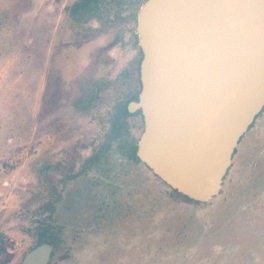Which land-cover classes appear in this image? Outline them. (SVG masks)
Returning a JSON list of instances; mask_svg holds the SVG:
<instances>
[{"label": "rangeland", "instance_id": "rangeland-1", "mask_svg": "<svg viewBox=\"0 0 264 264\" xmlns=\"http://www.w3.org/2000/svg\"><path fill=\"white\" fill-rule=\"evenodd\" d=\"M80 1L0 0V264H21L41 223L63 230L53 264H264L260 122L207 205L113 159L69 179L140 88L139 0H102L91 18L72 14ZM129 123L139 137L142 116Z\"/></svg>", "mask_w": 264, "mask_h": 264}, {"label": "water", "instance_id": "water-1", "mask_svg": "<svg viewBox=\"0 0 264 264\" xmlns=\"http://www.w3.org/2000/svg\"><path fill=\"white\" fill-rule=\"evenodd\" d=\"M138 157L172 189L209 202L264 108V0H147L136 18ZM42 244L22 264H48Z\"/></svg>", "mask_w": 264, "mask_h": 264}, {"label": "flooded vegetation", "instance_id": "flooded-vegetation-1", "mask_svg": "<svg viewBox=\"0 0 264 264\" xmlns=\"http://www.w3.org/2000/svg\"><path fill=\"white\" fill-rule=\"evenodd\" d=\"M137 44H138V41H137ZM139 52L141 53L140 48H139ZM139 61H140V63L137 66V71L135 72V74H132V78H131V80L133 82L137 81L139 83L140 88H139L138 92H134V93L130 94L125 100L118 102V103H125L126 112L128 114V116L124 119V126L121 129V133L123 134V136L120 139L114 140L112 142L110 148H107V149H104L103 148V150H100V148H102L103 145H104V143L108 140V136L110 135V133L112 131V123H111L112 114H111V117L109 118L110 119L109 120V129H108L107 134L104 137L103 142L99 143V145L95 149L92 150V154L83 160V163L81 165V169L77 173H74L73 175L69 176V179L77 178L78 177L77 175L80 174V173H82V172L88 173L89 171H91L93 169L101 168V167L107 165L110 162V160L113 159L115 161H120L119 164H121V165L122 164H126V163H132V164H135V165H143L144 167H146L151 172V174L158 181H160L161 184H163L164 186H166L167 189H169L170 192H168L167 195L170 196V197H173V193H174L175 195L180 196L181 198H184L186 200V203H192V204H195V205H207V204L211 203L216 197H218L221 194L222 188L224 186L225 178L227 177L228 173L230 172V170H231V168L233 166L235 155L237 154L240 146L243 144V142L248 137V135L250 134V132L255 128V126L259 122L262 123L261 124V127L264 129V108H263L262 112L253 121V123L251 124V126L249 127V129L246 131V133L240 139V141L238 143V146L236 147L235 152H234V154L232 156V163H231L230 169H229L228 173L226 174V176L224 178V181L222 183L221 189L219 190V193L212 200H210L209 202L195 201V200L190 199V198L184 196L183 194L177 192L176 190L172 189L169 185H167L160 178H158L152 172V170L149 169L140 160V158L138 157V154H137V152H138V143H139V140H140V138H141L144 130H143L142 134L139 137H136L133 134V132L131 131L129 119L132 116H136V115L142 116V112L141 111H138L136 113H130V112H128V106H129V104L131 102L137 101L139 99V95H140V92H141V89H142L141 80H140V64H141V61L142 60H139ZM135 95H137V99H134L133 98ZM112 113H114V110H113ZM142 120H143V123H144L143 116H142ZM144 129H145V124H144ZM125 139L127 140V142H126ZM122 140H125V141L122 142ZM131 143H133L137 147V149H136V156L139 159V162H137L135 159L131 158L130 155H129V153H128V146H130ZM100 151H102V153H101L102 155L100 157L96 158L93 161L88 160L96 152H100ZM153 184L155 185L154 182H153ZM47 206H49V210H50V212H52V213H50V215H52V216H50V218L51 219H53L54 217L56 218L57 216H55V215H57V214H56V211L55 210H56V208L58 209L59 202H57V200L53 199L52 201H48V203L46 205V208H47ZM53 223H55V222H53ZM41 224H44V223H41ZM46 225L52 227L51 230H53L54 232H56V234L59 237V242L58 243H54V242L53 243L43 242V243L40 244V245H42V244H48V245H50L52 247V254H51V257H50V260H49V263L48 264H53L54 258L56 257L57 252L61 248L60 247V244L63 243V241H64L63 240V235H62L63 234V230H62V227L60 225H59V228H57V226H55V224H52V226L50 224H46ZM40 245H38V246H40ZM38 246H36V247H38ZM36 247L31 248L30 251L33 250ZM25 256H24V258H25ZM24 258H23V260H24ZM23 260H22V262H23ZM22 262H21V264H22Z\"/></svg>", "mask_w": 264, "mask_h": 264}, {"label": "trees", "instance_id": "trees-1", "mask_svg": "<svg viewBox=\"0 0 264 264\" xmlns=\"http://www.w3.org/2000/svg\"><path fill=\"white\" fill-rule=\"evenodd\" d=\"M102 0H82L80 2L75 3L72 7H71V11L73 15H82L84 17H96L97 15V11L99 10V6H101L100 4ZM147 0H142V1H137V6H138V10H140L141 6L143 5V3H145ZM138 13V12H137ZM137 15V14H136ZM137 17V16H136ZM135 17V18H136ZM135 39L137 41V36L135 35ZM143 55L141 52V58L140 60H142ZM140 63V61H139ZM134 99H137V95H135L133 97ZM114 113H112V117H111V123H112V131L110 133V135L108 136V140L104 143L103 147L100 148V150L107 149L111 147V144L114 140L120 139L123 134L121 133V129L124 126V119L128 116L127 112H126V108H125V103H117L114 108ZM126 140V139H125ZM125 140H122V142H124ZM121 141V140H120ZM121 142V143H122ZM127 142V140H126ZM136 145H134L133 143L130 144V146H128V153L130 155L131 158L135 159L137 162H139V159L136 156ZM102 151L100 152H96L90 159V161L95 160L96 158L100 157L102 154ZM52 227L46 225V224H39L36 227V232H35V246L40 245L43 242H50V243H58L59 242V237L56 234V232H54L53 230H51ZM12 245V242H0V252H5L10 246Z\"/></svg>", "mask_w": 264, "mask_h": 264}]
</instances>
